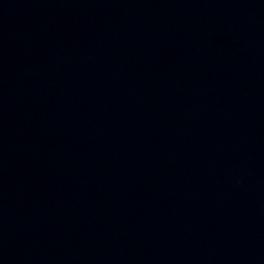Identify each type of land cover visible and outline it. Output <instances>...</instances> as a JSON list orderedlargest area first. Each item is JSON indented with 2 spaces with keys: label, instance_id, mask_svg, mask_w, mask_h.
Here are the masks:
<instances>
[{
  "label": "water",
  "instance_id": "water-1",
  "mask_svg": "<svg viewBox=\"0 0 264 264\" xmlns=\"http://www.w3.org/2000/svg\"><path fill=\"white\" fill-rule=\"evenodd\" d=\"M0 264H264V0H0Z\"/></svg>",
  "mask_w": 264,
  "mask_h": 264
}]
</instances>
